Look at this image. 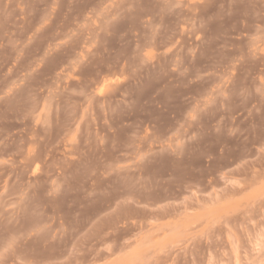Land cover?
<instances>
[{"label":"rangeland","instance_id":"rangeland-1","mask_svg":"<svg viewBox=\"0 0 264 264\" xmlns=\"http://www.w3.org/2000/svg\"><path fill=\"white\" fill-rule=\"evenodd\" d=\"M0 264H264V0H0Z\"/></svg>","mask_w":264,"mask_h":264}]
</instances>
